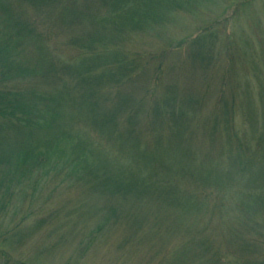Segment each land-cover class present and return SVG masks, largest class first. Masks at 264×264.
I'll use <instances>...</instances> for the list:
<instances>
[{
  "label": "rangeland",
  "instance_id": "1",
  "mask_svg": "<svg viewBox=\"0 0 264 264\" xmlns=\"http://www.w3.org/2000/svg\"><path fill=\"white\" fill-rule=\"evenodd\" d=\"M40 2L0 0V40L9 43L3 53L10 64L33 74L31 80L14 77L4 86L13 95L26 94L23 102L30 109L46 99L35 105L41 118L25 134L36 144L52 145L45 154L42 148L49 166L36 165L26 176L30 187L6 183L0 192L5 254L0 264H134L130 242L125 251L121 246L138 231L130 228L135 218L144 227L138 234L150 233L162 248L137 264H264V0H128L117 9L118 0L108 6L102 0H51L38 12ZM64 4L78 19L60 17ZM22 23L36 33L23 35ZM82 51L89 57L103 53L96 77L119 68L125 78L142 79L149 90L144 108L135 113L123 105L118 125L97 131L90 127V104L60 102V91L42 77L50 63L58 69L81 66ZM126 63L135 67L132 74L125 73ZM140 82L127 86L125 95L140 98ZM102 86V108L96 112H112L121 100L113 87ZM169 95L173 106L167 108ZM53 112L59 120L49 130L42 115ZM216 115L221 119L211 120ZM129 127L137 138H131ZM3 130L8 132L0 131V156L7 155L12 165H0V176L16 170L18 153L8 152L25 144L22 133ZM98 167L111 177L112 187L115 179L135 178L149 194L134 209L131 201L111 199L125 211L118 214L120 222L104 219L107 188L94 191L86 180L70 183L67 177L69 171L89 178ZM56 210L62 212L58 218Z\"/></svg>",
  "mask_w": 264,
  "mask_h": 264
},
{
  "label": "trees",
  "instance_id": "2",
  "mask_svg": "<svg viewBox=\"0 0 264 264\" xmlns=\"http://www.w3.org/2000/svg\"><path fill=\"white\" fill-rule=\"evenodd\" d=\"M20 1L22 2H26V1L33 2L34 1L36 3L38 0H20ZM40 1L42 2L36 4L37 5L36 10L38 12H43L44 8L45 9L47 8L46 2H49L51 0H40ZM52 1L56 2V0H52ZM109 1H113V0H102V3H104L105 6H108L107 4ZM127 2L128 0H118V3L116 2L113 5L115 9H117L116 7L117 5H118V8H121V7H124V5ZM146 3L147 2L143 4H146ZM5 6L6 4H1V8L3 11L8 10V8H5ZM127 14L132 19H137L138 17L137 13H132L130 11H128ZM60 17L66 22H73L76 19H78L77 13L73 11V8L71 9V7L66 4L61 6ZM35 22L37 23V25L40 23L38 20H35ZM70 25L72 24H69V26ZM21 26L23 27V30H24L23 35H34L36 33V30L35 31H33V29L27 30V24L25 23L24 24L22 23ZM4 28L6 30L9 29L8 26H5ZM1 30H2V27H0V31ZM229 38H230V41L231 39L233 40L231 36H229ZM8 45L9 43L3 42L2 39L0 40V87L4 88V89H0V131H2L1 133H4L8 131H5L3 129H8L11 132L14 131V132L22 133L23 136L21 138L25 144L22 145L19 151L8 152V153H13V154L18 153L17 155L19 156L18 160L20 159L19 161L20 163L18 164L15 171H13V169L10 168L8 171L9 173L7 175L0 176V192H3L6 190L5 189L6 183H10L12 185L15 183H19V185L23 186L24 188L30 187L28 184H26L28 180L26 176L29 175L33 170L37 169L36 165L41 167L42 170H44L45 168L49 166L48 160L45 158L44 154L47 153L49 151V148L52 146L50 144L51 142H46L47 144L44 143L40 145L36 144L32 142L33 139L30 136L31 135L30 133L29 134L26 133L27 135L25 134L26 132L25 129L30 128L35 123L34 121L41 118L40 114L37 112V108L35 105L46 103V99L44 101L43 99L40 98L37 102H35V105L31 106L32 108L30 109V103L27 104L23 102L26 100L25 99L26 94L23 95L25 97H23L21 94L13 95L11 94L13 92L11 90L8 91L7 87L4 86L6 82L11 83L12 82L11 80H13L14 77H17L22 81L33 79V74L24 72L25 70H21V67L18 66L16 62L13 61L14 63L10 64V59L8 58V55L4 54L6 53V51H4L5 48L9 51ZM82 52H84L83 53L84 59L80 57V60L83 62L81 66L76 65L77 67H74V68L67 67V69H63V68L58 69L54 67L53 63H50L49 66H47L46 68L47 70H46L45 75H43L42 77L43 81H46L47 83L54 85L56 91H60L59 93L62 97V101L60 102L64 103V101L67 99L70 104H72V101L75 103H78V107H80L81 105L89 107V104H90L92 106V112H93L92 114L93 117L90 122V127H92L93 129L97 131H100V130L103 131L105 128L109 129L114 126H117L118 116L124 113L123 111H126V109L123 108V105H128V106L130 105V111H133L135 113H139L142 110V108H144L145 106L144 103L147 101L145 99V94L149 90L145 91L146 87L144 86L146 85L142 81V79L134 78L132 75H131V78H132L131 80L128 78H125L124 74L122 76V74L119 73V68H117V70L110 69L108 70L107 75L104 76V73H102V74H99L98 77H96V75L93 74L95 71V65L98 64V65H101V68L103 67L102 64H104V59H105L103 53H101L100 55L98 54L97 56H94V57H89L85 51H82ZM93 52L94 51H92V53ZM114 57H116V54ZM124 67H125L124 68L125 73L132 74V72H134V69H135L134 66L132 65L128 66L126 63ZM158 68L161 70V65H158ZM234 76H236V74ZM120 77H124V78H120ZM236 79H237V76H236ZM102 80H104L103 83H101ZM137 81H141L140 83L143 84L141 85L140 83H138L141 86H143L140 90L144 91V93L138 99L134 95L133 96L130 95V98H129L128 95H125L126 94L125 88L127 86H130V84L135 85ZM102 85L111 86L110 88H108L110 90H112V87H113L112 91H114L115 94L117 95L116 96L118 98L117 102L121 100V103L112 112H111L112 109H107V110L103 109L104 110L103 113H98V111L96 112L97 109L95 107L102 108L101 102L103 101H101L100 99L101 97H103L102 95L103 86ZM75 92L78 93L77 97L75 96ZM111 92L109 94H111ZM55 98L57 97L53 94L52 99L56 100ZM172 99L174 100L176 98L173 96ZM93 100H95V102H93ZM135 100H137V102ZM170 101H171V96H170V99L166 101L165 107L169 108L173 106V104L170 103ZM185 101L186 99L183 102ZM113 103H116V102L113 101ZM52 108H57L56 110H58V107L52 106ZM158 111L160 112V110ZM135 113H131V115H137ZM58 116L59 115H57L56 112H53V115L49 118L47 115L45 116L42 115V120L45 121V125L47 124L46 126L47 129L51 130L52 128L56 127V125L58 124V120H59ZM154 116L157 117V120L159 119L158 113L154 114ZM171 119L173 122L179 121L175 115ZM214 119H221V117L220 115H216L215 117L211 118V120H214ZM200 122L206 126L211 125V124L205 123L203 120H201ZM208 123H210V120H208ZM127 124L129 126L130 125L133 126V118L132 120L130 119V123L127 122ZM130 131H132L131 133H133L131 138L132 139L137 138V136H135L134 129L130 128ZM175 131L178 134L181 133V131L179 130H175ZM112 132H115V130H113ZM233 132L234 131H231V134H233ZM185 133H187V131H185ZM189 133H188V137H190ZM62 135H68V134L63 133ZM234 136L236 137L237 144H240L238 142L240 141V137L237 136V134H235ZM42 148L44 149V154L42 152L43 151ZM74 155H75V162L76 163L79 162L80 157L78 155L77 150L74 151ZM6 157L7 155L0 156V165L2 164L12 165V162H11L12 159L10 158L11 159L10 160ZM32 165H34V167H32ZM57 168H60L59 163L57 164ZM65 170L67 169L65 168ZM0 172H3V171H0ZM66 173H67V177L72 180L70 183L74 182L73 179H76V181L78 180L80 182L86 180L87 184L91 183L93 185L94 191H96L95 189L101 191V188L102 190L106 188L108 189V191H106L103 195L106 198V204L104 207L105 214H106V217L104 219H106V224L111 223V219H113L112 217L116 218V220H112V223L120 222L121 220H117L118 214L125 212L122 209H118L117 204L111 205V199H115L117 203H127L131 201L133 203L130 204V209H134V207L136 206V204L134 203H138L139 201H142L144 197L149 196V194L147 195V192L144 189H140L143 185L140 183L138 179L136 180L135 178H131V181L123 179V178H118L117 180L115 179L114 180L115 185L112 187V183L109 182L111 177L109 176L107 178L106 170L100 169L99 167L96 168V170H91L88 172L89 178H87L86 176L83 177L82 175H79L80 177L77 178L75 176V173L71 174V172L69 171H66ZM103 178L104 179L106 178V179L102 180ZM101 180L103 182L105 181L107 182L105 184H102L103 182ZM88 192H91V189H89ZM3 207L4 205H2L1 208ZM53 215L55 216V218H58L59 216L62 215V212H60L59 210H56L53 213ZM131 216L130 218H135L133 214ZM124 218H128V214H126L125 217H123L122 219ZM135 219L131 220L133 223L130 222V228L132 229L134 226L139 227L137 229L138 231L134 235L130 233V239L125 240V242L121 246V249L124 245L123 251H125V249L128 246V243L130 242V252L132 253V255L135 254L134 264H137L139 262H142V260L146 258L148 252L152 251L150 254V256H152L155 253H160L162 248H157L158 242L156 241L154 236L151 235L150 233L143 232V233L138 234V232L141 231L144 227L138 224V219L137 220ZM105 225H102L101 227H99L97 231L101 232L103 228L105 227ZM127 225L129 224L125 222V226ZM155 226H157V223H155ZM84 241L85 240H82L79 246ZM95 241H96V237H95L94 242ZM89 242L85 244L87 248L92 245V243L88 245ZM4 255H5L4 250L0 249V257L2 258L4 257Z\"/></svg>",
  "mask_w": 264,
  "mask_h": 264
}]
</instances>
